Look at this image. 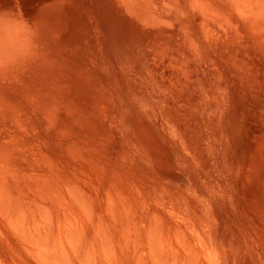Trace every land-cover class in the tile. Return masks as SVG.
Returning <instances> with one entry per match:
<instances>
[{"label":"rangeland","instance_id":"374dc122","mask_svg":"<svg viewBox=\"0 0 264 264\" xmlns=\"http://www.w3.org/2000/svg\"><path fill=\"white\" fill-rule=\"evenodd\" d=\"M0 264H264V0H0Z\"/></svg>","mask_w":264,"mask_h":264}]
</instances>
